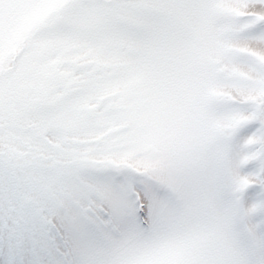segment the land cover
<instances>
[{"label": "snow or ice", "instance_id": "snow-or-ice-1", "mask_svg": "<svg viewBox=\"0 0 264 264\" xmlns=\"http://www.w3.org/2000/svg\"><path fill=\"white\" fill-rule=\"evenodd\" d=\"M0 264H264V0H0Z\"/></svg>", "mask_w": 264, "mask_h": 264}]
</instances>
